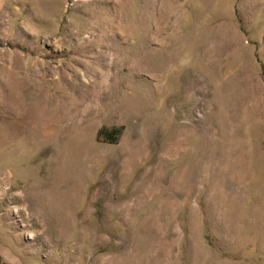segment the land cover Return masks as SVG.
Returning a JSON list of instances; mask_svg holds the SVG:
<instances>
[{
    "label": "rangeland",
    "instance_id": "374dc122",
    "mask_svg": "<svg viewBox=\"0 0 264 264\" xmlns=\"http://www.w3.org/2000/svg\"><path fill=\"white\" fill-rule=\"evenodd\" d=\"M0 264H264V0H0Z\"/></svg>",
    "mask_w": 264,
    "mask_h": 264
},
{
    "label": "trees",
    "instance_id": "16d2710c",
    "mask_svg": "<svg viewBox=\"0 0 264 264\" xmlns=\"http://www.w3.org/2000/svg\"><path fill=\"white\" fill-rule=\"evenodd\" d=\"M115 139H110L111 142H114Z\"/></svg>",
    "mask_w": 264,
    "mask_h": 264
}]
</instances>
